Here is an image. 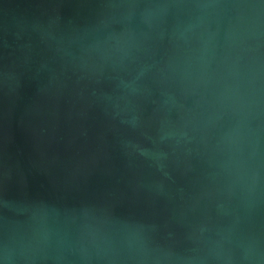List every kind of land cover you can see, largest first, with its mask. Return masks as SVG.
<instances>
[{
	"label": "water",
	"instance_id": "95a60500",
	"mask_svg": "<svg viewBox=\"0 0 264 264\" xmlns=\"http://www.w3.org/2000/svg\"><path fill=\"white\" fill-rule=\"evenodd\" d=\"M0 264H264V0H0Z\"/></svg>",
	"mask_w": 264,
	"mask_h": 264
}]
</instances>
